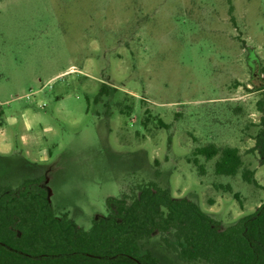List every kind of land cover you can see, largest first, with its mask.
I'll return each instance as SVG.
<instances>
[{"label":"rangeland","instance_id":"374dc122","mask_svg":"<svg viewBox=\"0 0 264 264\" xmlns=\"http://www.w3.org/2000/svg\"><path fill=\"white\" fill-rule=\"evenodd\" d=\"M259 102L264 0H0V188L45 177L54 213L85 231L147 182L223 229L253 213ZM209 144L236 148L257 185L215 175L217 157L194 155ZM142 248L205 264L158 234Z\"/></svg>","mask_w":264,"mask_h":264},{"label":"trees","instance_id":"16d2710c","mask_svg":"<svg viewBox=\"0 0 264 264\" xmlns=\"http://www.w3.org/2000/svg\"><path fill=\"white\" fill-rule=\"evenodd\" d=\"M258 106L261 117L251 151L264 166V108L262 102ZM194 155L217 157L215 175L233 177L241 171L245 183L257 185L236 148L209 144ZM133 189L132 197L123 192L118 199H107V214L93 218L85 231L67 214L54 213L45 177L24 180L14 189L0 188V264H158L142 248L155 234L182 261L264 264V200L253 213L223 229L193 201L174 198L155 182ZM218 189L239 202L230 186Z\"/></svg>","mask_w":264,"mask_h":264},{"label":"crops","instance_id":"0c3cea01","mask_svg":"<svg viewBox=\"0 0 264 264\" xmlns=\"http://www.w3.org/2000/svg\"><path fill=\"white\" fill-rule=\"evenodd\" d=\"M0 111H1V115H0V118H1L4 115V112L2 110H0Z\"/></svg>","mask_w":264,"mask_h":264}]
</instances>
